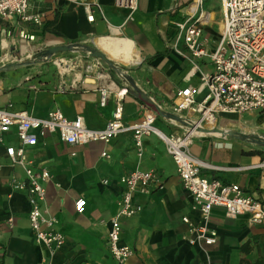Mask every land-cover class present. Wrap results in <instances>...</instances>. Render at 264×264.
Instances as JSON below:
<instances>
[{"label": "crops", "instance_id": "obj_1", "mask_svg": "<svg viewBox=\"0 0 264 264\" xmlns=\"http://www.w3.org/2000/svg\"><path fill=\"white\" fill-rule=\"evenodd\" d=\"M206 1L202 11L213 12L214 19L207 17L202 36L207 38L204 42L211 51L218 42L220 29L213 30L217 11H213L212 6L208 8ZM191 2L193 0H137L136 9L130 12L116 6L114 0L33 1L29 11L41 13L42 25L0 20V57L7 53L12 59L23 60L31 58L38 50L80 43L88 50L103 53L121 73L118 75L109 69L110 78L97 79L96 72L103 68L96 66L95 57H80L77 52L67 51L58 56L67 69L64 72L53 63L57 72L39 68L37 71L41 74L35 79L24 70L0 76V107L26 110L35 117H45L48 112L60 109L67 118L81 116L88 128L100 130L112 117L113 93L121 87L127 90L122 101L124 122H139L146 111L154 110L155 106L170 111L178 89L196 86L201 74L213 70L209 57L193 56L183 42L176 39L172 21L193 12L195 9L187 10ZM88 5L93 20L87 18ZM129 14L131 20L126 19ZM55 17L56 21L44 29ZM21 28L33 34L34 40L20 38L18 30ZM120 36L134 42L138 61L132 65L118 62L101 45L104 38ZM3 38L7 40L5 49H2ZM75 71L81 73L80 79L74 78ZM106 84L111 91L102 104L98 87ZM201 98L198 94L196 102ZM183 115L195 117V113L187 111ZM247 115H256V118L251 122L243 120ZM263 116L264 111L220 114L216 127L234 125V130H240L237 124L241 122L258 125L263 131L264 120H259ZM223 121L226 124H222ZM155 124L164 132L184 128L162 117H158ZM203 134L198 138L194 136L189 146L194 158L209 165L202 167L201 172L238 184L264 200V156L251 152L253 148H248L237 137L214 138L207 136L209 132ZM0 139L2 264H115L105 245L106 235L124 191L119 179L135 169H153L156 181L150 183L149 193L135 191L133 203L141 205V211L121 218L120 242L132 249L127 264H239L254 262L264 254V225L247 228L244 215L229 218L221 208H214L206 221L208 228L217 232V240L214 244H205L196 231L202 216L194 208L192 196L183 186L165 144L155 135L146 136L139 157L130 133L120 134L106 143L73 145L61 141L57 134H45L36 145L25 148L26 157L33 161L34 167L46 168L51 176L45 185L44 206L65 235L64 244L52 249L35 239L28 221L27 191L12 188L15 181H22L26 176L24 167L12 164L4 152L6 146L18 145L14 130L0 133ZM79 198L86 202L81 214L74 208ZM243 247L248 251H243Z\"/></svg>", "mask_w": 264, "mask_h": 264}, {"label": "built area", "instance_id": "obj_2", "mask_svg": "<svg viewBox=\"0 0 264 264\" xmlns=\"http://www.w3.org/2000/svg\"><path fill=\"white\" fill-rule=\"evenodd\" d=\"M33 1L0 0V20H20L22 23L41 26V13L29 11ZM193 1L197 4L193 12H187L180 19L172 21L176 39L182 41L193 56L209 57L213 70L201 74L196 86L187 85L178 89L170 111L159 108L163 113L189 119L193 123L192 129L164 132L155 124L159 117L155 109L147 110L139 122H124L122 101L127 90L121 87L113 93L115 108L112 117L100 130L88 128L81 116L67 118L60 109L48 112L45 117H35L26 110L11 111L0 107V133L14 130L18 139L17 146L4 148L5 155L12 164L23 166L26 173L25 179L15 181L12 188L27 191L30 204L28 221L36 241L52 249L61 247L65 242V235L58 229L56 218L44 206L45 185L51 176L46 168H35L33 161L25 154V148L36 145L39 137L45 134H57L61 141L73 145L106 143L120 134L130 133L139 157L144 148L143 138L155 135L165 144L183 186L192 196L194 208L200 211L202 217L196 231L205 244H214L217 240V232L208 228L206 223L214 208L223 209L229 218L244 215L247 228L264 225V200L254 197L238 184L226 183L216 176L203 174L201 168L209 165L197 160L189 152L194 137L192 130L196 131L200 127L214 129L218 115L264 111V0H220L221 29L218 42L211 51L207 50L202 39L203 26L208 23L206 16L203 19L200 9L204 0ZM114 3L130 12L137 7V0H114ZM87 10L88 20H93L89 5ZM126 19L131 20L130 14ZM18 36L28 41L34 38L24 28L18 30ZM55 61L63 62L62 57H57ZM55 61L53 63L58 66ZM95 62L97 67L103 68L96 72V78H110L111 68L99 59L95 58ZM98 90L101 103L105 104L111 91L109 84L99 86ZM198 94L202 98L196 102ZM186 111L195 113V117L184 116ZM164 119L175 123L168 116ZM119 180L124 185V191L111 218L105 245L115 264H127L132 249L120 242L121 218L131 217L141 211V205L133 203L134 193L137 190L149 193V185L156 181V173L153 169H135L123 174ZM85 203L84 199H77L75 211L83 213ZM184 221L187 222L188 218L185 217Z\"/></svg>", "mask_w": 264, "mask_h": 264}, {"label": "rangeland", "instance_id": "obj_3", "mask_svg": "<svg viewBox=\"0 0 264 264\" xmlns=\"http://www.w3.org/2000/svg\"><path fill=\"white\" fill-rule=\"evenodd\" d=\"M185 1H188V0H185ZM206 1V0H205ZM206 5L208 8H211L212 6V10L213 11H217L216 12V23L218 21H220V17H221V13H220V0H207L206 1ZM206 8V9H208ZM200 9H203V7H201ZM211 9H208V10H211ZM214 23L212 25V28L214 31H217V24ZM203 37V36H202ZM203 41H207V38L203 37ZM72 44H76L77 47L76 49H74L73 51H70L72 53L74 52H77L75 53L76 55H81L80 57H85V55H88V52L86 51L87 48H84L85 45L83 44H80V43H72ZM72 44H69V45H72ZM84 46V47H83ZM84 50H83V48ZM80 48V49H79ZM47 49L49 48H45L43 50H38L35 52L34 55H32V57H28V58H25L23 60H19V59H10V60H6V61H1L0 60V76H4V74L6 73H10V72H16L19 71V70H24L26 72H29L31 76H33L32 78L35 79L36 76H40L41 72H38L37 69L40 68L41 71H43L44 69H53L54 71L57 72V68L53 65V62L55 61V59L60 56V55H63V54H67V51L66 52H57L55 54H49L47 56V59L45 60L44 63H40L38 64L40 61H39V58H44V55L46 54L47 52ZM90 56V55H88ZM25 64L23 65L21 68H12L14 65L16 64ZM41 66V67H39ZM12 68V69H11ZM32 68V69H30ZM35 70V73L33 72ZM256 118V115H247L245 116V118L243 120H246V121H253L254 119ZM239 119V118H238ZM240 121V120H239ZM238 121V122H239ZM237 122V123H238ZM222 124H226V121H223ZM255 124L252 123V125ZM219 126V125H218ZM204 129H209L207 127H202ZM183 129H186V127H184ZM214 129H220V128H217L215 127ZM198 133H196L194 136H196L197 138L198 137H201L203 134L204 131L202 130H196ZM235 133H232V134H226L228 136H233V137H241L240 140L244 141V139H247L249 142H245L249 147L248 148H253L252 150H250L251 152H257L258 154H261L264 156V144H261L259 142L256 141L255 138H253L254 135L258 136L259 138L258 139H262L264 138V130L262 131L261 129H258V131L256 132H242L238 129L234 130ZM211 132H209V135L207 136H211V137H214V138H217V137H224L226 135H223V134H219V135H213V134H210ZM237 137V138H238ZM262 252L264 253V248L262 249ZM264 258V254H261L259 257H257V259H262ZM256 259V260H257ZM249 263H253V262H249ZM239 264H246V262H240Z\"/></svg>", "mask_w": 264, "mask_h": 264}, {"label": "bare ground", "instance_id": "obj_4", "mask_svg": "<svg viewBox=\"0 0 264 264\" xmlns=\"http://www.w3.org/2000/svg\"><path fill=\"white\" fill-rule=\"evenodd\" d=\"M197 8V4L195 1L191 2L187 6L188 11H193L194 9ZM203 14V19L206 17L210 18V20L214 19V13L211 11H202ZM218 28L221 29V21L218 22ZM120 34V31H118ZM34 40V38H33ZM101 45L104 48L106 52L109 53V55L113 58H115L118 62L125 64V65H132L135 62L138 61V52L135 49L134 42L130 38L126 37H118V38H104L101 41ZM7 47V40L3 38V46L2 49H5ZM10 56L6 53L0 57L1 61H6L10 60ZM56 64H58L60 71L64 72L67 69L64 66V63H59V61H55ZM74 78L75 79H80L81 78V73L80 72H74ZM89 82V81H87ZM236 113H233V115ZM260 121L264 120V116L259 118ZM234 126V125H232ZM232 126H223L222 129L225 132L231 133L234 130V127ZM237 126L240 128L242 132H256L258 131V125L256 126H248L243 123L237 124ZM193 135L196 134L195 129L192 130ZM211 134L213 135H219V132L216 131H211Z\"/></svg>", "mask_w": 264, "mask_h": 264}, {"label": "water", "instance_id": "obj_5", "mask_svg": "<svg viewBox=\"0 0 264 264\" xmlns=\"http://www.w3.org/2000/svg\"><path fill=\"white\" fill-rule=\"evenodd\" d=\"M76 47H77L76 44L53 46V47L47 49V52L44 55L45 59L44 58H39L40 62L38 64L44 63L45 60L47 59V56L49 54H55L57 52L73 51L74 49H76ZM87 51H89L88 53H89L90 56L95 57L97 59L103 60L111 68V70H113L115 73H117V74L121 73V71L118 70L116 66L111 64V62L106 58V56L103 53H101V52H99L97 50H93V49L92 50H88L87 49ZM23 65H25V64L24 63L23 64H16L12 68H21ZM139 97L145 100V98L143 96L140 95ZM154 109L158 113L159 117L166 118L168 116L169 118H171L175 122L180 123L182 126L188 128V129H192L193 128V123H191V121L189 119L181 118V117H179L177 115H172L170 113H163L158 108V106H155ZM198 130H202L204 132L216 131V132H219V134H223V135L235 133L234 130L231 133H229V132H225L223 129H212V130H210V129H204V128H201V127L198 128ZM239 138L241 139V137H238V139ZM253 138H255L257 142H259L261 144H264V138L258 139L259 137L256 136V135H254ZM244 142H249V141L247 139H244Z\"/></svg>", "mask_w": 264, "mask_h": 264}, {"label": "trees", "instance_id": "obj_6", "mask_svg": "<svg viewBox=\"0 0 264 264\" xmlns=\"http://www.w3.org/2000/svg\"><path fill=\"white\" fill-rule=\"evenodd\" d=\"M56 21V17L52 20V21H50V22H47L46 23V25H45V28L44 29H47L46 27H48L49 25H51L52 23H54ZM247 247H243V251H248L247 249H246ZM0 264H2V263H0ZM246 264H251V263H249V262H246ZM252 264H264V258H262V259H257V260H255Z\"/></svg>", "mask_w": 264, "mask_h": 264}]
</instances>
